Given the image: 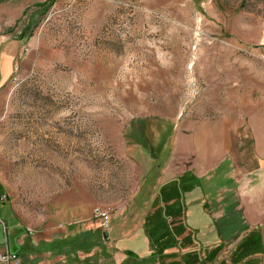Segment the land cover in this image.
<instances>
[{"label": "rangeland", "instance_id": "obj_1", "mask_svg": "<svg viewBox=\"0 0 264 264\" xmlns=\"http://www.w3.org/2000/svg\"><path fill=\"white\" fill-rule=\"evenodd\" d=\"M6 30L21 44L0 86V186L17 231L55 246L40 261L264 264V0H32ZM226 119L246 135L234 126L235 154L200 186L218 188L205 213L237 207L199 236L191 180L154 195L171 154L191 167Z\"/></svg>", "mask_w": 264, "mask_h": 264}, {"label": "crops", "instance_id": "obj_2", "mask_svg": "<svg viewBox=\"0 0 264 264\" xmlns=\"http://www.w3.org/2000/svg\"><path fill=\"white\" fill-rule=\"evenodd\" d=\"M32 3V0H0V86H2L11 76L13 71L12 63L14 61L15 56L18 53L20 48V38H16L13 34H10L9 31L6 30L3 33L4 27H8L12 21H15L19 17L20 14L23 13L25 8ZM12 37V38H11ZM260 94H263L264 100V86L259 87ZM223 122V121H221ZM224 126V129L221 130L217 134V138H215L216 142L214 148L211 149L207 153H198V160L192 164L191 167H186L185 163L181 160L177 159V152L174 151L169 160L167 161V170H163L164 173L167 171V178H165L159 184L158 190H162L161 192L155 193V201L157 203L160 202V198H164L168 196H177L176 193H168L167 191H171L173 187H178L179 191H186V182L191 180V185L196 191L199 192L198 188L199 182H201L203 176H208V173L212 172V175H218V169L220 168L223 162L231 160L230 155L235 154V150H237L236 144V136L234 134L235 127H239L238 130H241L242 123L233 121H229L226 119V122L221 123ZM237 130V129H236ZM242 136H245L244 129L241 130ZM199 150L201 147L199 146ZM255 158H264V155H256ZM169 177V178H168ZM185 180V181H184ZM178 191V192H179ZM163 194V195H162ZM197 195V196H198ZM4 196V191L2 186H0V250L1 251H10L19 256V261L21 259V264H75L73 263L69 257L68 253L63 255L62 253H58L55 255L57 262H50L45 259L46 256L50 255L51 249L47 247V249L42 250V242L43 240L40 237H27L26 234L17 231L16 228L18 225L16 224V216L13 214L11 206ZM195 195V198L197 197ZM160 204V203H159ZM156 206V205H155ZM159 207V205H157ZM12 228L14 233L9 231V228ZM65 242V241H63ZM57 247V246H56ZM67 249V248H66ZM65 251L67 252L68 250ZM98 248H93L91 252H87L85 255L87 256L85 259H96L95 255H97ZM67 259L66 262H62L64 258ZM69 258V261H68ZM98 258V257H97ZM85 260V261H86ZM97 260V259H96ZM95 260V261H96ZM58 261H61L59 263ZM68 261V262H67ZM98 264L100 263V259L98 258ZM1 264V263H0ZM84 264V261L79 263Z\"/></svg>", "mask_w": 264, "mask_h": 264}, {"label": "trees", "instance_id": "obj_3", "mask_svg": "<svg viewBox=\"0 0 264 264\" xmlns=\"http://www.w3.org/2000/svg\"><path fill=\"white\" fill-rule=\"evenodd\" d=\"M137 144L141 145L142 143L141 142H137ZM143 145V144H142ZM144 148L146 149V151L149 153L150 152V149L148 150L145 146ZM152 153V152H150ZM155 153V152H154ZM153 153V154H154ZM153 157V160L157 161L156 156L155 154L152 156ZM158 165H153V167L151 168V170H149L146 174V176H144L139 185H138V188H137V191H144L145 190V184L148 183V179L150 178V176L152 175V172H154V168L158 169ZM224 183L226 184H223V185H227L228 183H230L231 179L230 178H227L226 180H223ZM198 188L200 189V195H198L199 192L197 191H193V195H198L196 197V200H195V205L193 208L197 209L200 213H201V218L200 219H196V220H189V224L191 229H195L196 230V233L200 236L202 233H204L207 229L209 228H214L216 232H218V226L220 223H222L224 220L227 219V217L232 214L236 207H237V202H234L232 204H229L227 206H225V208L223 209V214L219 217H213L211 214H208V213H205L204 212V209H205V205H206V202H205V194L207 193L208 195L210 194L212 197H214L216 195V191L218 190L217 186L213 187V188H210L209 190H203V188L200 186V182H199V186ZM208 197V196H206ZM139 207V206H138ZM188 209H192L191 208H188ZM187 209V210H188ZM200 216V215H199ZM192 224V225H191ZM249 229V224L248 222L244 221L243 223L241 224H238L236 225L234 228H232L231 230L228 231L227 233V236L228 237L227 241H231L233 239H237L239 234L242 232V231H245V230H248ZM227 243V242H226ZM259 243V239H258V242ZM225 244L224 243H220L216 246V248L213 250V251H216L218 249H220L221 247H223ZM262 252L261 250V246H259L258 244H253V245H250V246H247V248L243 251V255L244 256H248V255H251V254H255V253H260Z\"/></svg>", "mask_w": 264, "mask_h": 264}, {"label": "built area", "instance_id": "obj_4", "mask_svg": "<svg viewBox=\"0 0 264 264\" xmlns=\"http://www.w3.org/2000/svg\"><path fill=\"white\" fill-rule=\"evenodd\" d=\"M26 50H28V48H25L24 52H26ZM15 68H18V64H15ZM95 214L98 215L103 220L105 227L108 226V216L106 212H100L99 210H95ZM0 263L1 264H18L19 256L7 250L6 251L0 250Z\"/></svg>", "mask_w": 264, "mask_h": 264}]
</instances>
